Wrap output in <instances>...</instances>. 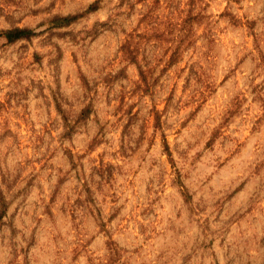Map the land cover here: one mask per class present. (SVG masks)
I'll use <instances>...</instances> for the list:
<instances>
[{
	"label": "rangeland",
	"instance_id": "1",
	"mask_svg": "<svg viewBox=\"0 0 264 264\" xmlns=\"http://www.w3.org/2000/svg\"><path fill=\"white\" fill-rule=\"evenodd\" d=\"M0 264H264V0H0Z\"/></svg>",
	"mask_w": 264,
	"mask_h": 264
},
{
	"label": "trees",
	"instance_id": "2",
	"mask_svg": "<svg viewBox=\"0 0 264 264\" xmlns=\"http://www.w3.org/2000/svg\"><path fill=\"white\" fill-rule=\"evenodd\" d=\"M73 18H75V17L74 16H66V17H63L62 20L65 22H69ZM30 35H32V32L26 28H13V29L6 30L4 32V37L7 39L8 42H13V41H15L17 39H21V38H28Z\"/></svg>",
	"mask_w": 264,
	"mask_h": 264
}]
</instances>
